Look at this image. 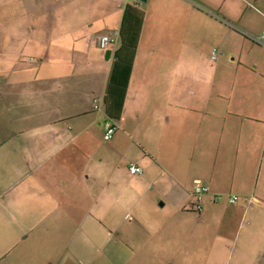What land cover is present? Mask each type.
Instances as JSON below:
<instances>
[{"label":"crops","instance_id":"crops-1","mask_svg":"<svg viewBox=\"0 0 264 264\" xmlns=\"http://www.w3.org/2000/svg\"><path fill=\"white\" fill-rule=\"evenodd\" d=\"M263 34L264 0H0V264H264Z\"/></svg>","mask_w":264,"mask_h":264},{"label":"built area","instance_id":"built-area-1","mask_svg":"<svg viewBox=\"0 0 264 264\" xmlns=\"http://www.w3.org/2000/svg\"><path fill=\"white\" fill-rule=\"evenodd\" d=\"M190 2H194V0H189ZM250 38H252L255 42L260 43V44H264V34L263 36L257 37V36H252L249 35ZM115 38L114 36L111 35H105L101 38L100 41V47L103 50H107L110 45L114 42ZM218 55V50H214L213 51V59H216ZM99 99L95 100V108L98 109L99 108ZM117 126L115 124H109L106 127L105 130V140L106 141H111L114 139L115 134L117 132ZM129 170L132 174L137 175V174H143V168L141 166H139L138 164L132 163L129 165ZM210 193V188L209 186L205 185L202 183V181L197 180L195 182L194 185V189H193V194H194V203H195V207L197 210H201L202 208V203H203V199L204 196ZM223 196L222 195H217L216 196V201H220L222 200ZM240 201V197L236 196V195H231L229 197V203L232 205H236L238 204Z\"/></svg>","mask_w":264,"mask_h":264},{"label":"rangeland","instance_id":"rangeland-1","mask_svg":"<svg viewBox=\"0 0 264 264\" xmlns=\"http://www.w3.org/2000/svg\"><path fill=\"white\" fill-rule=\"evenodd\" d=\"M17 153L16 152H13V150L12 149H10V154H9V157L10 158H16L17 157ZM1 165H0V178H2V175H1ZM4 182H2L1 181V179H0V191L2 190V188H3V184ZM11 183V182H10ZM1 206H2V203L0 202V239H1V237H2V232H1V220H2V209H1ZM3 248V251H5L4 250V247H2ZM2 252V250H0V253Z\"/></svg>","mask_w":264,"mask_h":264},{"label":"water","instance_id":"water-1","mask_svg":"<svg viewBox=\"0 0 264 264\" xmlns=\"http://www.w3.org/2000/svg\"><path fill=\"white\" fill-rule=\"evenodd\" d=\"M140 2L142 3H146L148 0H139ZM111 56V51H107V56H106V59H109Z\"/></svg>","mask_w":264,"mask_h":264}]
</instances>
